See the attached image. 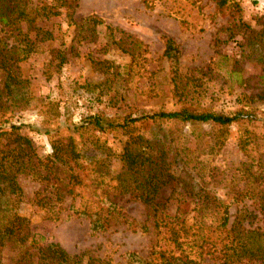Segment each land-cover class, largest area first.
Instances as JSON below:
<instances>
[{"label":"rangeland","instance_id":"374dc122","mask_svg":"<svg viewBox=\"0 0 264 264\" xmlns=\"http://www.w3.org/2000/svg\"><path fill=\"white\" fill-rule=\"evenodd\" d=\"M40 1L51 2L31 0L33 4ZM229 3L218 10L213 0H79L73 18L93 19L91 29L80 36L69 26L65 9L57 17L37 21V27L50 32L52 40L37 42L35 53L15 63L20 84L12 95L3 90L5 74L0 70V131L17 127L41 158L48 157L51 142L62 137L72 135L89 145L88 160L82 164L87 186L64 194V207L82 208L87 201H97L90 196L96 189L98 198L108 193L120 218L96 233L86 218L69 210H61L58 220H47L37 204L39 193L47 195L44 185L31 176H19L23 196L18 211L29 220L31 239L43 238L28 254L55 243L83 264L89 259L126 264L129 254L148 264H162L172 256L171 263L178 264L177 259L184 261L190 253V244L195 252L190 256L199 253V241L193 236L194 206L179 200L172 188L182 183L202 187L219 202L234 201L231 221L246 209L259 215L253 227L264 226L261 120L233 123L213 151L210 147L219 132L209 124L137 122L125 130L101 133L85 122L95 115L120 121L141 112L181 108L230 116L241 109L253 110L258 119L264 118V100L246 99L264 95V0ZM22 26L24 32L26 25ZM35 33L28 34L33 42ZM12 35L0 27V41L7 45L3 49L13 51L23 42ZM164 37L171 38L180 52L177 87L169 80V67L162 57ZM17 53L23 58L20 50ZM242 134L250 139L245 146L239 144ZM140 136L152 139L157 157L160 149L168 151L167 169L175 182L156 198L161 203L158 210L177 217L167 220V227L155 228L138 191L124 190V177L118 178L122 149ZM141 225L147 232L141 231ZM206 252L207 262L218 264ZM22 258L18 248L10 245L0 253V264H23Z\"/></svg>","mask_w":264,"mask_h":264},{"label":"trees","instance_id":"16d2710c","mask_svg":"<svg viewBox=\"0 0 264 264\" xmlns=\"http://www.w3.org/2000/svg\"><path fill=\"white\" fill-rule=\"evenodd\" d=\"M78 1L51 0L50 3L40 1L33 4L31 0H0V27L9 31L11 35L13 34L12 36L16 40L20 37L23 40L22 43H19L18 49L13 48V51L3 49L7 45L0 41L2 46L0 48V70L5 74L3 90L8 95L17 91V85L20 84L18 76L13 70L15 63L35 53L37 42L52 40L50 32L37 27L38 20L57 17L61 14V10L65 9L68 24L75 29L77 36L91 29L89 24L93 21L92 18L80 21L73 18ZM213 2L218 10H223L230 4V0H213ZM22 25H26L24 32ZM30 31L36 32L34 42L28 37ZM39 36L40 38L37 40ZM163 39L162 57L166 59L169 67V80L174 87H177L180 84V52L171 38L164 37ZM18 50L23 54V58L19 57ZM62 56L64 59V55ZM246 99L250 102L263 101L264 95H251ZM246 119L261 120L264 125V118L258 119L253 110L241 109L230 116L212 112H197L188 108H181L177 111L141 112L135 118L128 115L120 121L117 118L110 119L95 115L89 117L85 122L94 131L101 133L125 130L137 122L209 124L219 132V136L216 137L217 141L210 147L213 151L223 142L221 138L229 126ZM244 133L248 134L246 130ZM249 141V137L242 134L239 144L245 146ZM0 147L6 148V150L0 151V253L13 245L18 248V256L23 257V264H83L79 257L68 255L55 243L38 246L36 253L28 254L30 247L43 241V238L39 237L38 240H35L32 236L31 239L29 220L20 215L18 211V204L23 196L22 189L18 184V177L31 176L32 179L44 185L43 193L45 192L47 195L42 196V192L39 193L37 204L44 210L47 220H58L61 210H69L75 215L86 218L91 232H104L110 228L114 219L120 218L117 204L108 199V193H104L101 198H98L96 189L90 191V196L97 201H87L82 208H76L73 205L64 207L63 202L64 194H69L74 187L84 188L87 186L85 184L86 176L82 174L84 172L82 164L88 160L89 145L82 144L72 135L62 137L51 142V154L41 158L35 153L31 140L20 135L18 128L12 126L7 131H0ZM161 150L157 157L158 150L154 148L152 139L140 136L134 141L127 142L119 155L121 175L119 174L118 178L124 177L121 188L138 191L139 195L137 196L149 210V217L154 222L155 228L167 227L165 223L167 220L177 219V217L171 218L164 215L160 208L158 210V207L161 206V203L156 201L159 192L175 182L174 176L167 169L170 165L165 159L168 156V151ZM102 167L98 168L99 171L103 169ZM172 188L179 200L194 206L193 210L196 211V215L192 217L193 229H195L193 236H196V240L199 241L197 243L199 253L191 257L190 255L195 252H193V245L190 244V253L185 255L184 261L177 259L178 264H209L203 256L205 251H207L206 255L210 256V260L217 261L218 264H264V226L253 227V221H257L259 218L258 213L246 209L241 210L237 217L231 221L229 210L234 201L219 202L215 197L205 192L202 187L195 184L182 183ZM260 208L264 210V199L260 203ZM185 221L184 217L182 223ZM140 229L142 232H147L145 225H141ZM174 240L177 241V239ZM176 241L175 243L178 244ZM184 242L186 240L182 241L179 246ZM211 249H213L212 252H210ZM170 260H174V258L172 256L169 259L166 258L162 264H172ZM87 264L100 263L89 259ZM126 264H148V262L135 254H129Z\"/></svg>","mask_w":264,"mask_h":264}]
</instances>
